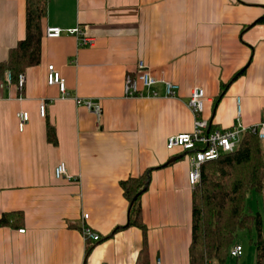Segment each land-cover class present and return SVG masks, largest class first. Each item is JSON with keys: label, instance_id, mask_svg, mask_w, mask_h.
<instances>
[{"label": "crops", "instance_id": "0c3cea01", "mask_svg": "<svg viewBox=\"0 0 264 264\" xmlns=\"http://www.w3.org/2000/svg\"><path fill=\"white\" fill-rule=\"evenodd\" d=\"M25 7L26 0H0V62L24 37ZM259 18L264 0H48L39 63L24 70L21 87L0 76V217L17 212L12 223H0V264H190L192 151L168 150L166 141L193 129L188 100L197 86L205 90L209 128L264 119ZM47 26H79L95 43L47 37ZM140 60L154 77L178 85L173 96L162 81L156 96L142 85V97L125 96V77ZM49 65L67 97L48 84ZM75 98L100 101L99 118ZM20 110L29 113L22 131ZM59 161L70 181L54 178ZM145 171L144 233L128 224L121 182ZM82 224L100 240L85 239Z\"/></svg>", "mask_w": 264, "mask_h": 264}, {"label": "trees", "instance_id": "16d2710c", "mask_svg": "<svg viewBox=\"0 0 264 264\" xmlns=\"http://www.w3.org/2000/svg\"><path fill=\"white\" fill-rule=\"evenodd\" d=\"M47 4L48 0H26L24 37L10 49L7 59L0 62V76L9 71L11 83L17 87L19 74L40 61L42 19L46 15ZM263 20L259 18L256 22ZM243 71L235 72L222 85V90ZM48 136L55 140L50 124ZM147 180L145 171L138 177H129L121 182L123 194L129 201L128 224L138 226L144 233L146 227L141 219L140 197ZM251 191L261 195L264 204V140L247 130L236 149L201 166L200 179L191 194L190 264H226L236 235L243 229H247L250 235L255 234L254 239L252 235L250 238L255 247L256 264H264V205L262 212L248 210L246 199ZM16 214L4 213L0 223H12Z\"/></svg>", "mask_w": 264, "mask_h": 264}, {"label": "built area", "instance_id": "2783aa9c", "mask_svg": "<svg viewBox=\"0 0 264 264\" xmlns=\"http://www.w3.org/2000/svg\"><path fill=\"white\" fill-rule=\"evenodd\" d=\"M63 33L70 34L76 37L79 46H92L95 43V38L86 36L79 26L62 29L58 26H47L44 34L47 37H59ZM23 74L18 76V86L23 84ZM164 82L165 94L167 96H173L178 89L176 83L165 81L154 77L149 69L146 67L143 61H138L134 75L127 74L124 83V93L126 97H142L139 85L150 89L151 96H156L157 92L153 87L159 83ZM47 82L49 85H57L62 96L67 97L69 94L65 90L64 79L53 65L48 66ZM3 83L11 84V74L6 71L4 74ZM205 90L202 87H194L190 91L188 100V106L190 107L194 115L193 129L189 132H181L170 135L166 141V148L173 150L174 148H181L186 152L192 151L190 157V170L188 171L187 178L189 184L193 187L200 179V169L203 163L218 158L221 154L231 152L236 149L243 133L247 130L257 134L259 139L264 140V119L251 126H244L237 120V124L227 129H211L209 130V122L203 118L205 104ZM239 104L240 98H236ZM77 105L84 106L91 112H93L98 118L101 113L100 101L85 100L75 98ZM39 114L45 115V102L41 101L39 104ZM240 111L238 105V112ZM17 127L20 131L23 130L25 124L29 120V113L26 110H20L16 113ZM53 176L56 180H71L66 164L63 161H59L53 168ZM88 218L87 213H83L84 221ZM81 233L85 239L92 240L94 242L100 240V236L91 227L86 224L81 225ZM19 232H23L24 229H19ZM242 254V247L239 244H234L230 249V256L239 257ZM8 264H14L10 262ZM107 264V263H103Z\"/></svg>", "mask_w": 264, "mask_h": 264}, {"label": "rangeland", "instance_id": "374dc122", "mask_svg": "<svg viewBox=\"0 0 264 264\" xmlns=\"http://www.w3.org/2000/svg\"><path fill=\"white\" fill-rule=\"evenodd\" d=\"M247 208L251 212H262L263 211V198L255 191H251L247 195ZM252 239L255 234L251 233ZM251 235L247 229L238 231L235 243L242 247V254L239 257L229 256L226 264H256V252L254 244L251 242Z\"/></svg>", "mask_w": 264, "mask_h": 264}, {"label": "water", "instance_id": "95a60500", "mask_svg": "<svg viewBox=\"0 0 264 264\" xmlns=\"http://www.w3.org/2000/svg\"><path fill=\"white\" fill-rule=\"evenodd\" d=\"M182 156V155H181ZM181 156H175V157H172L171 159H169L167 162H166V165L168 164V163H170V162H172V161H174V160H176V159H178V158H180ZM146 186H147V181H146V183L144 184V187L142 188V190L141 191H144L145 190V188H146ZM140 193V192H139ZM139 193H137V195L139 194ZM136 195V196H137ZM136 196L132 199V201H131V203L130 204H132L133 203V201L135 200V198H136Z\"/></svg>", "mask_w": 264, "mask_h": 264}]
</instances>
